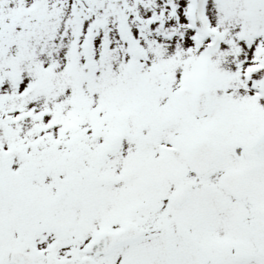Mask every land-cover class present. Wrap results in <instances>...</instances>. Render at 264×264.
Here are the masks:
<instances>
[{
    "label": "snow or ice",
    "instance_id": "obj_1",
    "mask_svg": "<svg viewBox=\"0 0 264 264\" xmlns=\"http://www.w3.org/2000/svg\"><path fill=\"white\" fill-rule=\"evenodd\" d=\"M0 264H264V0H0Z\"/></svg>",
    "mask_w": 264,
    "mask_h": 264
}]
</instances>
